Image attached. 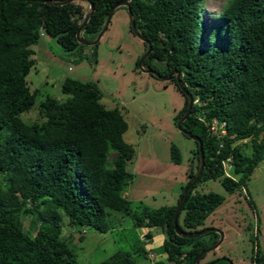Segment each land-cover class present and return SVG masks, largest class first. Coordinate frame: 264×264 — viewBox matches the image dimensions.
<instances>
[{"label":"trees","instance_id":"16d2710c","mask_svg":"<svg viewBox=\"0 0 264 264\" xmlns=\"http://www.w3.org/2000/svg\"><path fill=\"white\" fill-rule=\"evenodd\" d=\"M46 1L50 3L0 0V264H75L61 237L62 226L66 223L79 233L87 229L105 233L108 210L129 217L136 228L161 231L165 261L154 264H192L219 237L207 233L184 238L174 230L176 205L199 167L196 142L176 204L133 208L123 196L133 179L127 164L135 155L123 139L127 123L117 107L107 109L101 103L94 83L66 78L61 85V93L68 96L65 101L46 97L39 104L40 120L26 123L20 118L33 106L37 93L28 88L26 76L34 65L30 47L39 37L48 35L66 53L86 46L77 41L76 32L89 3ZM88 1L94 10L81 38L93 41L110 8L127 3L138 33L151 45L143 67L163 76L177 73L191 94L193 108L182 127L201 140L204 169L177 224L186 233L205 229L204 220L224 197L200 193L197 186L214 180L232 194L264 163V0H225L210 19L204 15V0ZM120 8L127 11L121 6L114 12ZM129 30L133 33L130 25ZM93 55L96 61V51ZM175 79L176 75L170 82L184 98L176 122L186 112L188 99ZM170 156L173 163H180L173 145ZM144 238L147 244L153 236L147 232ZM133 249L139 257L148 255L142 246ZM100 264L134 261L130 252H117ZM250 264H264L258 248Z\"/></svg>","mask_w":264,"mask_h":264},{"label":"rangeland","instance_id":"374dc122","mask_svg":"<svg viewBox=\"0 0 264 264\" xmlns=\"http://www.w3.org/2000/svg\"><path fill=\"white\" fill-rule=\"evenodd\" d=\"M224 1L204 0L205 18L217 15ZM30 49L34 65L26 82L30 91L37 93L33 106L20 118L26 123L40 120L39 104L46 97L65 101L68 96L61 93V85L66 78L94 83L101 93V103L107 109L117 107L121 111L127 123L123 139L135 151L134 159L127 164L133 179L123 196L133 208L138 204L150 209L175 205L176 195L187 181L186 172L195 147L194 141L177 129L174 120L184 98L170 81L136 69L144 48L142 41L129 30L127 11L120 8L113 13L95 50L84 46L79 52L66 53L48 35H41ZM172 145L179 151V164L171 160ZM225 172L232 174L229 166L225 167ZM196 190L224 197L202 226L220 230L223 241L199 264L222 257H228L232 264H250L257 248L264 256L263 162L257 165L245 186L232 194L214 180L198 185ZM108 214L109 230L105 233L93 229L79 233L66 223L62 226L61 237L75 264H100L117 252H130L134 264L165 261L161 250L164 235L159 229L136 228L122 213L108 210ZM147 232H151L153 238L145 244ZM135 245L148 251L147 257L137 256L132 250Z\"/></svg>","mask_w":264,"mask_h":264},{"label":"water","instance_id":"95a60500","mask_svg":"<svg viewBox=\"0 0 264 264\" xmlns=\"http://www.w3.org/2000/svg\"><path fill=\"white\" fill-rule=\"evenodd\" d=\"M26 1H29V0H26ZM30 1H41V2H44V3H50L46 0H30ZM70 0L66 1V2H69ZM86 2L89 3V11L86 13L85 15V18H84V21L83 23L81 24V26L78 28L77 32H76V38H77V41L83 45H86V46H94L96 45L99 40L101 39V37L103 36V34L106 32L107 28H108V25L110 23V20H111V17L113 15V12L114 10L117 8V7H121V6H124L126 9H127V13H128V18H129V25H130V28L132 30V32L142 41L146 44L147 46V49L146 51L144 52V54L141 56V58L139 59L138 61V68L139 70H141L143 73H146V74H150L156 78H159L161 80H164V81H170L172 76H175L176 75V79H175V82H176V85L178 86V89L180 90V92L188 99V107H187V110L186 112L177 119V121L175 122L176 124V127L177 129L184 135L186 136L187 138L193 140L194 142H196L198 144V149H199V155H200V163H199V167H198V170H197V174L196 176L194 177V179L186 186L185 190L183 191V194L181 196V198L179 199L177 205H176V208H175V211H174V218H173V224H174V230L176 232V234L180 237H184V238H196V237H199V236H202V235H205L207 233H216L218 234V239L217 241L212 245L210 246L209 248L201 251L198 256L194 259L193 263L192 264H197L199 259L201 257H203L204 255L210 253V252H213L214 250H216L220 244L222 243L223 241V233L218 230V229H214V228H206V229H203V230H200L198 232H194V233H186V232H183L181 231L179 228H178V224H177V219H178V215H179V212L181 210V207L183 206L189 192L191 191L192 187L197 183V181L199 180L202 172H203V169H204V154H203V149H202V142L199 138L193 136L191 133L187 132L183 127H182V123L185 121V119L190 115L191 111H192V108H193V98L191 96V94L188 92V90L185 88V86L183 85V83L181 82V80L179 79V76L177 73H174V72H170L167 76H163V75H160L157 71L151 69V68H144L143 67V62L145 61V59L149 56V54L151 53V45H150V42L148 40H146L144 37H142L137 29H136V26H135V22H134V18H133V15H132V12L129 8V5L127 3H124V2H121V3H117L115 4L112 8H110L108 14H107V17H106V21L101 29V31L99 32V34L96 36V38L93 40V41H86L84 40L83 38L80 37V33L83 29V27L85 26V24L87 23L88 19L90 18V16L92 15L93 13V10H94V7L93 5L88 1V0H84ZM65 3V2H64ZM59 4H63V3H59ZM220 260L226 262L227 264H232V261L228 258V257H222V258H218L216 260H214L212 263L210 264H216L218 263Z\"/></svg>","mask_w":264,"mask_h":264},{"label":"built area","instance_id":"2783aa9c","mask_svg":"<svg viewBox=\"0 0 264 264\" xmlns=\"http://www.w3.org/2000/svg\"><path fill=\"white\" fill-rule=\"evenodd\" d=\"M210 131H211V132H214V126H212V127L210 128Z\"/></svg>","mask_w":264,"mask_h":264},{"label":"crops","instance_id":"0c3cea01","mask_svg":"<svg viewBox=\"0 0 264 264\" xmlns=\"http://www.w3.org/2000/svg\"><path fill=\"white\" fill-rule=\"evenodd\" d=\"M179 195V194H178ZM178 195H176L177 197H178ZM177 200V199H176ZM170 206H173V204L172 205H170Z\"/></svg>","mask_w":264,"mask_h":264},{"label":"flooded vegetation","instance_id":"af4514ba","mask_svg":"<svg viewBox=\"0 0 264 264\" xmlns=\"http://www.w3.org/2000/svg\"><path fill=\"white\" fill-rule=\"evenodd\" d=\"M226 263V262H225ZM227 264V263H226Z\"/></svg>","mask_w":264,"mask_h":264}]
</instances>
